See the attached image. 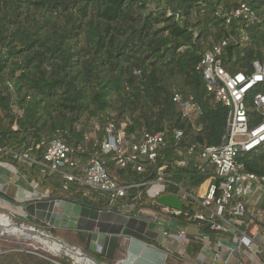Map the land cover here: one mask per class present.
Here are the masks:
<instances>
[{"label": "trees", "instance_id": "16d2710c", "mask_svg": "<svg viewBox=\"0 0 264 264\" xmlns=\"http://www.w3.org/2000/svg\"><path fill=\"white\" fill-rule=\"evenodd\" d=\"M242 5L255 11L257 20L228 23ZM224 41V67L231 74H252L254 62L264 64V0H0V161L46 188L49 200L106 211L110 203L104 195L78 182L65 185L14 154L28 153L41 162L49 144L61 139L73 148L86 146L87 158L103 140L101 131L98 143L86 144L94 123L104 129L115 122L125 124L127 135L136 140L163 133L168 147L145 174L109 161L114 179L121 184L153 181L166 166L167 181L194 192L215 175L214 169L204 172L196 165L202 149L223 144L229 116L197 68ZM174 92L193 97L201 108L195 123L184 118ZM248 109L254 126L261 118L250 102ZM178 130L184 132L181 140ZM182 161L185 166L178 165ZM240 161L249 172L264 175V147ZM141 204L158 208L146 194ZM258 208L264 211V201ZM186 210L200 211L189 204ZM68 237L85 247L83 234L69 232ZM0 264L51 263L10 252L0 255Z\"/></svg>", "mask_w": 264, "mask_h": 264}, {"label": "built area", "instance_id": "2783aa9c", "mask_svg": "<svg viewBox=\"0 0 264 264\" xmlns=\"http://www.w3.org/2000/svg\"><path fill=\"white\" fill-rule=\"evenodd\" d=\"M242 17L257 20L255 11L242 5L230 13L228 23ZM227 45L224 41L207 52L197 68L208 92L229 110L227 134L223 144L205 147L197 161L199 170L215 171V175L205 183L207 189L204 195L187 191L178 184L167 181L163 174L166 166L159 169L160 177L153 181L121 184L114 179L107 168L109 161L118 169L132 167L138 174H145L148 166L154 165L168 147L163 133H145L140 140H136L127 135L125 124L119 127L115 122L108 123L104 129L101 124L94 123L93 133H96V138L90 139L88 133L86 144L92 141L98 143V133L101 131L103 140L99 150L87 158L84 157L86 146L73 148L61 139H54L41 162L34 161L28 153L14 154V159L22 164L37 163L44 173L61 178L65 185L78 182L90 191L104 195L113 207L117 204L129 206L126 201L130 199V207L136 216H142L149 209L155 210V219L162 228V237L178 242V248L183 252L192 245L190 230H194L196 241L202 245L194 262L182 258L185 264H220L219 260L223 261L221 264H232L234 260H238V264H264V212H251L249 209L264 201V175L249 172L240 161L243 155L255 153L264 147V64L254 62L252 74H231L223 62ZM173 101L183 111L184 118L192 123L202 114L193 97L186 99L180 93L174 92ZM249 102L261 118L254 126H251ZM15 112L18 113V110L15 109ZM175 135L177 140H181L184 132L178 130ZM193 151L194 149H190L189 155ZM0 152L3 149L0 148ZM178 165L185 166V162H179ZM171 186L177 191L169 192ZM135 190L139 193L131 195ZM144 194L151 203L157 205V209L141 204ZM164 195H172L182 200L184 209L177 210L160 205L157 201ZM186 204L200 211L193 214L185 211ZM16 223L13 222L14 225ZM173 223H176V229H173ZM21 225L48 235L49 238L53 236L45 232V226ZM46 226L54 228L50 223ZM209 233L217 234V241H213ZM12 235L22 237L23 243L11 244L10 248L0 247V255L20 252L36 255L51 264H91L82 257L85 252L77 246L72 245L79 255L71 254L64 248L56 250L45 244L49 249L46 252L29 243V240H36L35 236L16 233ZM169 244L166 253L171 252L170 246L174 242ZM101 250L99 246L97 253L102 254Z\"/></svg>", "mask_w": 264, "mask_h": 264}, {"label": "crops", "instance_id": "0c3cea01", "mask_svg": "<svg viewBox=\"0 0 264 264\" xmlns=\"http://www.w3.org/2000/svg\"><path fill=\"white\" fill-rule=\"evenodd\" d=\"M204 185L195 191L204 195L207 189V185ZM48 198L46 188L40 187L13 164L0 161V206L3 210L8 209L11 214L19 215V210L23 209L26 220L34 226H46L50 223L55 229L83 234L86 245L84 248L80 245L78 247L88 252L95 245L98 254L100 246L102 254L99 255L104 257L102 262L105 264H185L182 258L194 262L200 250L196 249V244L200 248L202 245L196 241L194 230H190L193 243L187 247L186 252L178 248V242L163 238L162 228L152 209L142 216H136L130 205L126 204L114 207L110 205L106 211H96ZM258 207L259 205H252L249 209L262 211ZM172 227L176 229V223ZM209 235L213 241H217V234ZM171 241L174 242L170 246L171 252L166 253ZM72 242L79 244L76 239ZM219 263L223 261L219 260ZM238 263V260H234L232 264Z\"/></svg>", "mask_w": 264, "mask_h": 264}, {"label": "rangeland", "instance_id": "374dc122", "mask_svg": "<svg viewBox=\"0 0 264 264\" xmlns=\"http://www.w3.org/2000/svg\"><path fill=\"white\" fill-rule=\"evenodd\" d=\"M89 138L94 140V138H96V133L94 134L93 132L89 134ZM205 188V185L203 186ZM1 204V203H0ZM254 210V212L257 210L256 208H250V211L252 212ZM258 212V211H257ZM0 215L3 216L4 218H8L10 219L11 221L13 222H17V223H20V224H24L25 226H34L33 224L29 223L26 219H27V216L26 214L24 213V210H19V215H16L14 213L11 214L10 211L7 209H4L0 206ZM12 222V223H13ZM45 226V225H44ZM46 229H45V232L47 234H51L53 235L54 237L56 238H59L60 240L62 241H65L73 246H79V244L77 243H73L70 238L68 237L69 235V232H67V230L65 229H62V230H58V229H55V228H49L47 226H45ZM23 238L22 237H17L15 235H12L11 233L7 234V233H2L0 231V247L2 248H10L9 244H14V245H18L19 243H23ZM30 241V242H29ZM27 242H29L30 244H35L36 246H39V248H41V250L43 251H46V252H49V249L47 248V246L37 240H29ZM80 247V246H79ZM84 248V247H82ZM96 247L95 245L87 252L86 250L82 249V251H84L85 253H88L90 255H92L93 257L95 258H98L97 257V254H96ZM63 259V257H62ZM62 259H59L60 261H62Z\"/></svg>", "mask_w": 264, "mask_h": 264}, {"label": "water", "instance_id": "95a60500", "mask_svg": "<svg viewBox=\"0 0 264 264\" xmlns=\"http://www.w3.org/2000/svg\"><path fill=\"white\" fill-rule=\"evenodd\" d=\"M160 205L168 207V208H173V209H177V210H183L184 209V203L182 200H180L179 198L172 196V195H164L162 197H160L157 201ZM17 227L21 228L22 225L16 223L15 224ZM1 232H4L2 229H0ZM26 231L31 235V236H35L38 234H41L39 231H33L30 229H26ZM52 241L61 244L64 246V249L67 250L68 252H70L71 254L74 255H79L78 252L75 250V248L65 242L60 240L59 238H56L54 236H52V238H50ZM82 257L85 260H88L89 262H91V264H105L103 262H101L100 260H98L97 258L93 257L92 255L88 254V253H84L82 254Z\"/></svg>", "mask_w": 264, "mask_h": 264}, {"label": "bare ground", "instance_id": "6f19581e", "mask_svg": "<svg viewBox=\"0 0 264 264\" xmlns=\"http://www.w3.org/2000/svg\"><path fill=\"white\" fill-rule=\"evenodd\" d=\"M0 229H2L4 232L2 233H16V234H22V235H26V236H31L27 231H26V227H21V228H18L16 227L12 221L8 218H4L3 216L0 215ZM33 237V236H31ZM37 241L41 242V243H44L46 245H49L50 247L58 250V249H61V248H64L63 245L61 244H58L54 241H52L48 235H43V234H38V235H35L34 237ZM79 258V257H78ZM80 259V258H79Z\"/></svg>", "mask_w": 264, "mask_h": 264}]
</instances>
